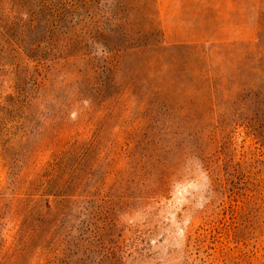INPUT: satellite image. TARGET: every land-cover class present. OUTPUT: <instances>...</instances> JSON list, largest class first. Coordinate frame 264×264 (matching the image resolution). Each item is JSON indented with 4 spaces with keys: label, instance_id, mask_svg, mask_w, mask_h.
<instances>
[{
    "label": "rangeland",
    "instance_id": "1",
    "mask_svg": "<svg viewBox=\"0 0 264 264\" xmlns=\"http://www.w3.org/2000/svg\"><path fill=\"white\" fill-rule=\"evenodd\" d=\"M0 264H264V0H0Z\"/></svg>",
    "mask_w": 264,
    "mask_h": 264
},
{
    "label": "trees",
    "instance_id": "2",
    "mask_svg": "<svg viewBox=\"0 0 264 264\" xmlns=\"http://www.w3.org/2000/svg\"><path fill=\"white\" fill-rule=\"evenodd\" d=\"M36 202L33 204V206L31 207H28L29 208V211H28V216H32V214H34V210L36 209V207H38V201L35 200ZM33 203V202H32ZM31 201H30V204H32ZM43 213V212H42ZM48 215L47 212L43 213L40 218L38 217V219L36 220V224L33 225L31 228H29L27 231H26V238H24V243L26 244V241L29 240L30 237L34 236L36 233H38L40 231V223L42 222V218L44 219L46 216Z\"/></svg>",
    "mask_w": 264,
    "mask_h": 264
}]
</instances>
